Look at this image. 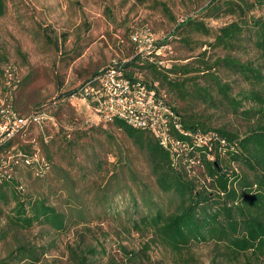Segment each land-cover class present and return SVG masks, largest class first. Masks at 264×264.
Here are the masks:
<instances>
[{
  "label": "trees",
  "instance_id": "1",
  "mask_svg": "<svg viewBox=\"0 0 264 264\" xmlns=\"http://www.w3.org/2000/svg\"><path fill=\"white\" fill-rule=\"evenodd\" d=\"M148 1L161 7L176 24L173 33L161 43L156 41L155 48L149 53L137 52L130 38L135 48L132 56L95 72L76 90L61 94L58 101L62 105V101L75 97L96 110L95 98L103 94L101 77L111 69L121 73L133 91L152 93L158 106L172 111L169 135L182 146L178 151L171 145H162L150 126L135 128L118 118L101 120V123L122 132L126 142L145 156L157 188L170 197L166 210L160 207L155 211L153 208L157 206L153 200L143 198L150 211L133 221V228L150 231L154 239L175 257L176 264H198L190 255L192 247L207 243L223 247L224 256L228 255L235 262L244 258L245 264H264V0H210L201 10L200 17H188L181 22H177L166 4ZM5 12V0H0V18ZM225 17H230L232 22L215 32L205 23L206 20ZM196 34L211 38L210 49L221 50L224 57L212 61L207 52H202L184 65L165 68L156 49L169 44L170 39L189 47ZM251 55L255 57L253 60L243 62L242 56ZM220 73L236 76L249 89L233 96V88L224 83ZM168 96L173 100L170 101ZM193 98L210 101L212 106L218 103L234 117L246 122V131L240 134L207 124L192 114L191 107L186 104ZM173 102H183L185 106L177 107ZM8 109L6 115L0 116L7 117L5 122L0 119V125L6 126L4 133H0V153L3 155L16 145L17 136L43 118L41 110L23 116L12 104ZM18 120H23L25 125L18 124L16 134L9 135ZM98 131L77 130L73 139L66 134L61 147L71 152L81 140L93 139ZM110 131L101 130V133L109 141H114ZM53 144L54 140L43 144L46 161L36 160L31 147L26 145L17 148L21 158L14 157L10 165L0 159V203L3 207L13 206L7 216L10 229L27 231L38 224L61 233L71 226L86 225L110 213H117L120 217L121 212L113 211L110 185L119 180L126 185L125 168L133 180L138 174L134 172L131 157L121 147L117 149L116 165L110 173L106 171L102 179L105 183H96L88 192L78 191L69 169H60L64 173L60 178L63 190L68 193L65 203L73 214L71 218L65 211L49 205L47 199L24 194V187L15 176L19 165L29 177L33 173L41 177L53 164ZM99 171L103 173L102 168ZM129 192L131 195V189ZM85 194L91 196L90 208L103 209L101 215L91 216ZM2 215L0 206V217ZM8 233H0V240H5ZM120 249L121 259L112 257L107 264L152 263L149 245L140 250ZM103 253H106L105 249H102ZM98 254L97 249L89 246L71 250L76 264H89L91 256ZM42 256L41 248L21 244L6 259L0 260V264H39Z\"/></svg>",
  "mask_w": 264,
  "mask_h": 264
},
{
  "label": "rangeland",
  "instance_id": "2",
  "mask_svg": "<svg viewBox=\"0 0 264 264\" xmlns=\"http://www.w3.org/2000/svg\"><path fill=\"white\" fill-rule=\"evenodd\" d=\"M155 1L166 4L177 22H181L188 17H200L201 10L210 0ZM5 3L6 12L0 18V116L7 114L12 104L20 115H33L41 110L43 118L17 136L16 145L7 154L0 153V159L10 165L14 157L21 158L17 148L26 145L31 147L36 160L46 161L43 144L55 142L51 146L53 164L41 177L34 173L29 177L19 165L15 176L23 185L24 194L47 199L49 205L65 211L71 218L73 214L65 203L68 193L63 190L60 178L64 174L61 168L70 170L78 191L88 192L96 183H105L102 179L106 171L110 173L116 165L117 149L121 147L131 157L134 172L138 174L133 180L125 168L126 185L122 180L110 185L113 211L121 212L120 217L117 213H110L86 225L71 226L61 233L38 224L30 230L15 232L7 220L13 206L3 207L0 203L3 210L0 233L9 232L5 240H0V260L6 259L18 245L26 244L42 249L39 264H76L71 250L89 246L100 253L91 256L89 264H107L112 257L121 259L122 247L140 250L149 245L151 264H176L175 257L154 239L150 231H137L132 225L150 211L143 198L153 200L157 206L153 211L160 207L166 210L170 200L157 188L145 156L126 142L122 132L101 123L100 114L84 100L74 97L62 101V105L58 101L61 94L76 90L95 72L132 56L135 48L130 41L131 34L150 32L161 43L173 33L176 24L161 7L148 0H5ZM231 22L230 17L205 21L212 32ZM212 42L211 38L198 34L193 35L189 47L170 39L158 56L165 68L184 65L202 52H207L212 61L224 57L221 50L210 49L208 44ZM254 58V55L242 56L243 62ZM220 74L224 83L233 88V96L249 89L236 76ZM173 104L185 106L183 102ZM186 104L191 107L192 114L215 128H228L240 134L247 129L246 122L234 117L218 103L212 106L210 101L193 98ZM0 119L5 122L7 117ZM92 129L100 131L93 135V139L81 140L73 151L67 152L61 147L64 135L73 139L77 130ZM101 130H111L115 140L106 139ZM4 131L0 129V133ZM14 152L18 154L14 155ZM90 199L89 194L84 195L89 208L92 207ZM89 212L91 216H97L103 209L90 208ZM102 249L106 253L102 254ZM224 254L223 247L207 243L193 246L190 255L198 264H245L244 258L235 262Z\"/></svg>",
  "mask_w": 264,
  "mask_h": 264
},
{
  "label": "built area",
  "instance_id": "3",
  "mask_svg": "<svg viewBox=\"0 0 264 264\" xmlns=\"http://www.w3.org/2000/svg\"><path fill=\"white\" fill-rule=\"evenodd\" d=\"M131 39L139 53H149L156 46V40L150 32H135L132 34ZM161 50L162 48L156 49V54H160ZM101 78L103 94L97 97L95 95V102L98 106L96 112L100 113L102 119L118 118L135 128L150 126L161 139L162 145L166 147L171 145L177 151L178 148H182L169 135V122L173 117L172 111L158 106L152 93L133 91L134 89L129 82L124 80L122 74L115 69L108 70ZM16 123V127L9 135H14L19 129L18 124L25 125L23 120H18ZM0 129L2 131L6 130V126L0 125Z\"/></svg>",
  "mask_w": 264,
  "mask_h": 264
}]
</instances>
